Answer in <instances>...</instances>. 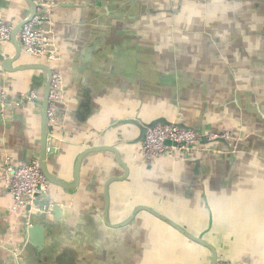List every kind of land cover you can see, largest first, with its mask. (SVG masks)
I'll list each match as a JSON object with an SVG mask.
<instances>
[{
  "label": "crops",
  "instance_id": "0c3cea01",
  "mask_svg": "<svg viewBox=\"0 0 264 264\" xmlns=\"http://www.w3.org/2000/svg\"><path fill=\"white\" fill-rule=\"evenodd\" d=\"M28 13L24 0H0L3 21ZM53 18L66 97L48 132L47 169L71 184L86 147L113 146L129 173L106 200L105 184L124 171L114 153L86 155L76 188L46 194L61 208L35 218L41 247L26 241L0 180V264H209V249L187 235L232 264H264V0H56ZM31 62L21 55L13 66ZM45 80L34 69L0 73V165L39 153ZM30 86L37 101L13 107ZM160 117L247 137L232 160L222 143L205 148L197 174L169 159L141 166L131 158L138 128L120 122ZM168 198L173 207L163 208Z\"/></svg>",
  "mask_w": 264,
  "mask_h": 264
},
{
  "label": "water",
  "instance_id": "95a60500",
  "mask_svg": "<svg viewBox=\"0 0 264 264\" xmlns=\"http://www.w3.org/2000/svg\"><path fill=\"white\" fill-rule=\"evenodd\" d=\"M24 1H25L26 5L29 9V13L24 19H22L18 22L12 23V22H8V21H3L0 17V23L12 25L10 43L8 45L13 46L14 50H15V53L13 56H8L7 54H5L6 46H8V45L0 43V73L3 74V73H8V72H13L15 70L22 71V70L34 69V70H40L46 74V80L43 84V95H42V99H41L42 118H41V132H40V150H39V153L37 154V156H32L30 158L24 157L20 164H12L8 159L4 160L3 163L0 165V180L2 181V183L4 185L5 182H4V180L1 179L3 169H6L7 167H11L13 169H16V168H19L22 166L29 165L30 162L32 160H34L38 164V167H39L42 175L44 176L46 182L48 183L49 189H48L47 194H49V191L51 190L52 186H57V187H60L62 189H66V190H71V189L76 188L78 183H79L80 166H81V162H82L83 158L86 155L91 154V153H98V152H110V153H114L115 158H116L119 166L124 171V174L121 178H112V179L108 180L107 183L105 184V195H106V200H108V186L116 180H121V179L126 178L128 176V173H129L128 164L125 163L121 159L118 151L113 146L86 147L82 151V154L77 159V162H76V165L74 168V181L71 184H66V183H63V182L55 179L49 173V171L47 169L46 143H47V139H48V132H49V130L51 131V129L53 130V128L56 126V124L58 122L56 119V123L50 127L48 124V119H47L48 108H49V104H50V93L52 91L51 79H52L53 67L50 66L49 64H46L43 61L36 60L32 57L31 58L35 62H31V63L23 64V65H18V66H13V63L15 61H17L21 55H27L23 52L21 44H20L19 39H18V35H19L20 30H21V27L25 23L29 22L33 18V16L36 14V8H37L36 4L32 0H24ZM55 6H56V0H54L52 7L48 8L49 12L52 14V24L50 26L43 28L44 29L43 35H45V36L47 35L49 38H52L51 42L54 44V47H56L58 49V57H59L58 65H59V67L61 69V73H62V84H61L60 90H57V92L61 91V93L63 94V98L60 102L53 103L54 111L56 113V118H57L58 108L60 106L62 107V105L65 104L66 89H65V84H64L65 72L63 70V66H62V62H61L62 61L61 60V51H60V47L58 45V38H57L56 31H55L56 21L53 18ZM46 31H48V34L46 33ZM172 81H173L172 78H169V79L163 80L162 83L169 85V84H172ZM30 91H33L36 94V99L34 100V102H36L37 101L36 86L35 87L30 86L27 90L18 94L17 98L12 102V106L18 107V106L27 105V104L30 105V104L34 103V102H31V103L24 102L21 99L22 94L27 95ZM3 94H4L3 95V97H4L3 103L0 106L2 109H5V106L7 105V96L5 95V92ZM179 107H180V103L176 102L177 110L179 109ZM177 112H180V109ZM120 123H128V124L134 125L135 127L138 128V131H139L138 135L132 140V144L135 145V150L131 156V158L136 163H139V165L144 166V167H150L151 165L155 164L159 160L169 159V160L177 161V162H181V163L193 164L195 174H197L199 172V165H198L199 161L196 158V156L199 153L205 151V148H207L208 146L211 147L213 144H216V143H219V144L222 143L224 145L225 153H227L229 159L232 160L239 155V152H238L239 151V145L242 144L246 140V137H247V136H244L243 139L236 140L235 137L240 135V133H238L239 130L236 131V133H234V132L230 133L228 128L221 129L220 131H209L202 126L190 125L187 122L183 121V119L176 118V117H173L171 120L160 117V118H155V119H153L149 122H145V123L144 122L141 123L140 121L135 120V119H127V120H122V122H120ZM158 125H166L169 127H175V128L182 129V130L194 131L199 136V142L194 147V149H192L190 152H188V154L186 156H179L178 154H175V155L163 156L160 158L144 157L139 152L140 144H141L142 140L144 139V137L146 136V134ZM223 132L228 133L227 139L220 137V134ZM208 135H213L214 138L213 139H207L206 136H208ZM230 135H231V138H230ZM232 135H234L233 138H232ZM46 197H47V195L44 196V201H45ZM46 203H49L52 205L51 206V213L54 212L57 215L59 214L60 208H61L59 205H57V204L54 205L53 203H50V202H46ZM140 208L148 210V207L143 206ZM25 211H22V213ZM47 215H49V214H39V213L38 214L37 213L32 214L30 216V225L29 226L26 224V220L23 217L25 220V226H26L25 231H24L26 241L30 242L35 247H41L42 242H43V235H44L42 225L39 224V222L37 220H35V218H37L39 216H47ZM132 215H131V217H132ZM157 216L159 218H161L162 220L169 222L177 230L182 232V230L176 224L170 222V219L164 218L160 215H157ZM187 237H189V239L199 243L200 245L204 246L205 248L209 249V251H210L209 264H216L217 263V259H218L217 253H216L215 249L210 244H208L205 240H203L201 238H195V237H191L188 235H187Z\"/></svg>",
  "mask_w": 264,
  "mask_h": 264
},
{
  "label": "built area",
  "instance_id": "2783aa9c",
  "mask_svg": "<svg viewBox=\"0 0 264 264\" xmlns=\"http://www.w3.org/2000/svg\"><path fill=\"white\" fill-rule=\"evenodd\" d=\"M37 8L33 18L25 23L19 32L18 39L22 50L28 56L43 61L53 67L50 93V104L48 108V124L51 127L56 123V113L53 103L60 102L63 94L57 92L62 84V73L58 65V49L51 42L52 38L43 35V28L52 24V14L49 7H52L54 0H32ZM12 25L0 23V43H10ZM48 34V31H46ZM4 95V94H3ZM4 98V97H3ZM24 102H34L36 94L30 91L27 95L22 94ZM3 103V100H2ZM1 103V105H2ZM227 132L220 134V137L227 139ZM213 139V135L206 136ZM199 142V136L190 130H182L166 125H158L150 130L142 140L139 152L147 158H160L167 155L186 156ZM11 174V175H10ZM1 179L4 180V187L12 198L14 210L25 211L22 216L26 224L30 225L32 214H50L51 204L44 201L49 186L42 175L36 161L32 160L29 165L16 169L7 167L2 170ZM216 264H232L223 258H218Z\"/></svg>",
  "mask_w": 264,
  "mask_h": 264
},
{
  "label": "rangeland",
  "instance_id": "374dc122",
  "mask_svg": "<svg viewBox=\"0 0 264 264\" xmlns=\"http://www.w3.org/2000/svg\"><path fill=\"white\" fill-rule=\"evenodd\" d=\"M259 89L261 90L262 89V87H259ZM262 92L263 91H257V93H259V94H262ZM228 130L230 131V133H236V131H238V133H240V135L239 136H236L235 137V139L236 140H238V139H243V137L244 136H246V134L241 130V128L240 127H233V126H228ZM226 134H228V133H226ZM234 137V135H232V138ZM230 138H231V135H230ZM168 199H170V198H168ZM162 205H163V208H171V207H173V201H172V199H170V200H165L164 201V203H162ZM177 206V208L178 207H180L181 206V204H178V205H176ZM175 208V207H174Z\"/></svg>",
  "mask_w": 264,
  "mask_h": 264
}]
</instances>
